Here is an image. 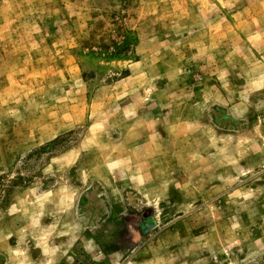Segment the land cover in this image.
<instances>
[{
    "label": "rangeland",
    "instance_id": "obj_1",
    "mask_svg": "<svg viewBox=\"0 0 264 264\" xmlns=\"http://www.w3.org/2000/svg\"><path fill=\"white\" fill-rule=\"evenodd\" d=\"M264 264V0H0V264Z\"/></svg>",
    "mask_w": 264,
    "mask_h": 264
},
{
    "label": "built area",
    "instance_id": "obj_2",
    "mask_svg": "<svg viewBox=\"0 0 264 264\" xmlns=\"http://www.w3.org/2000/svg\"><path fill=\"white\" fill-rule=\"evenodd\" d=\"M72 264H88V263L83 260H74Z\"/></svg>",
    "mask_w": 264,
    "mask_h": 264
}]
</instances>
